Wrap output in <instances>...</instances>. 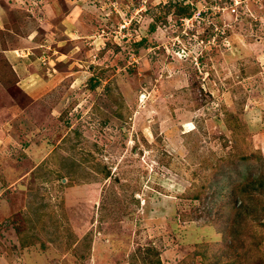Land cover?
<instances>
[{"label": "rangeland", "instance_id": "rangeland-1", "mask_svg": "<svg viewBox=\"0 0 264 264\" xmlns=\"http://www.w3.org/2000/svg\"><path fill=\"white\" fill-rule=\"evenodd\" d=\"M171 2L0 0V264L231 260L208 212L234 130L264 156V0Z\"/></svg>", "mask_w": 264, "mask_h": 264}, {"label": "trees", "instance_id": "trees-1", "mask_svg": "<svg viewBox=\"0 0 264 264\" xmlns=\"http://www.w3.org/2000/svg\"><path fill=\"white\" fill-rule=\"evenodd\" d=\"M166 7V13H169L175 7L173 13L176 18L190 17L193 11L190 4H181L176 0H172ZM141 41L142 39L137 43L140 44ZM3 65L9 67L6 59H0V68L3 69ZM227 121L229 122V120ZM236 135L237 133L234 130L232 152L228 153L226 157L217 156L216 159L219 165L222 162L226 165H239L242 167V172L237 173L238 175L242 173L240 180H237L233 185V193L236 199L230 200L223 207L220 205L212 211L213 213L208 212L211 213L210 215H215L214 218H211L212 226L222 236L229 239L231 260L227 264H233L232 262L239 253L237 247H242L247 240L251 241L248 252L259 249L262 239L259 237L261 235L255 233L254 226L257 224L264 227V221H262L264 217V156H256L255 159L251 160L249 154L243 153L241 150L240 140ZM194 196L199 197V195H193L192 197ZM235 240L238 241V244ZM258 260L259 262H256V264H264L262 254L258 255ZM253 263L255 262H250V264Z\"/></svg>", "mask_w": 264, "mask_h": 264}]
</instances>
